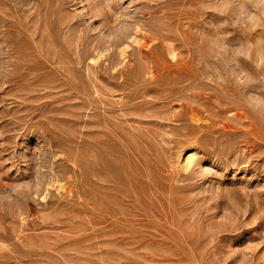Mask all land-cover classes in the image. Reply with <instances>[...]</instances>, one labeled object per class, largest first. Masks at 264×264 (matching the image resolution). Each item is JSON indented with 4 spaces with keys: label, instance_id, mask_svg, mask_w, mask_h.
Listing matches in <instances>:
<instances>
[{
    "label": "rangeland",
    "instance_id": "obj_1",
    "mask_svg": "<svg viewBox=\"0 0 264 264\" xmlns=\"http://www.w3.org/2000/svg\"><path fill=\"white\" fill-rule=\"evenodd\" d=\"M0 264H264V0H0Z\"/></svg>",
    "mask_w": 264,
    "mask_h": 264
}]
</instances>
